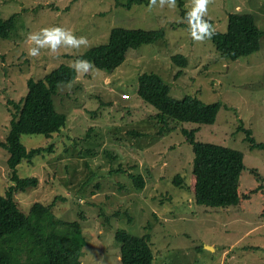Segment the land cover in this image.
I'll use <instances>...</instances> for the list:
<instances>
[{
    "label": "rangeland",
    "instance_id": "rangeland-1",
    "mask_svg": "<svg viewBox=\"0 0 264 264\" xmlns=\"http://www.w3.org/2000/svg\"><path fill=\"white\" fill-rule=\"evenodd\" d=\"M184 2L189 10L191 0ZM177 5L174 10H148L145 4L126 9L116 0H0V18L17 15L15 34L0 39V143L7 138L16 105L28 92V80H40L62 64L71 66L78 56L61 50L59 58L46 51L30 58L24 43L29 32L69 28L90 42L80 55L107 43L115 27L165 32L163 39L130 50L112 73L96 68L63 83L70 88H58L55 95L58 111L68 116L61 132L49 139L22 136L28 149L53 144V151L18 166L20 177L38 179L36 186L16 194L20 209L29 214L35 202L52 204L57 219L79 222L86 240L84 264H122L118 230L138 237L150 234L155 264H264V193L254 191L261 183L252 172L264 179V150L253 147L241 127L264 143V38L258 52L235 61L222 58L211 40H192L181 22L179 0ZM237 12H251L264 31V0H213L208 18L216 30L225 32L229 14ZM176 54L189 61L178 77L180 68L172 60ZM145 72L161 75L173 98L220 102L216 122L178 123L162 139L157 109L138 95L139 76ZM184 129H198L197 141L244 154L238 205L207 207L195 202L188 188L195 154ZM9 156L0 146L2 195L15 185ZM130 174L141 175L145 188L137 189ZM178 174L184 177L182 185L174 183Z\"/></svg>",
    "mask_w": 264,
    "mask_h": 264
},
{
    "label": "trees",
    "instance_id": "trees-1",
    "mask_svg": "<svg viewBox=\"0 0 264 264\" xmlns=\"http://www.w3.org/2000/svg\"><path fill=\"white\" fill-rule=\"evenodd\" d=\"M148 3L149 0H116L117 6L126 9ZM179 7L184 17L188 11L184 0H179ZM228 20L227 30H216V35L211 39L222 58L235 61L261 49L264 31L258 27L251 12L230 13ZM210 22L213 24L211 19ZM16 27V14L7 19L0 18V39H11L17 30ZM164 37L163 29L115 27L107 43L91 48L76 59L89 60L96 68L112 73L125 62L130 50ZM172 60L180 68L175 75L178 77L183 69L188 67V58L183 54H176ZM76 78L77 74L67 64L58 66L40 80L30 78L27 82L28 92L21 101L22 104L16 105L17 112L10 122L7 138L5 142L0 143L10 154L8 165L13 171L12 179L15 182L5 195L0 194V264H84L81 256L86 240L79 222L68 223L57 219L52 204L45 205L41 202H35L29 214H26L16 200L17 193L38 184L35 176L20 177L18 166L24 161L32 163L36 157L53 151V144L28 149L22 141V136L43 135L49 139L67 126L68 116L58 111L55 95L59 82L72 83ZM138 83L139 97L157 109L155 119L162 123V139L175 131L178 123L216 122L220 102L206 104L193 96H186L181 100L173 98L163 77L153 72L141 74ZM241 127L252 146L264 150V143L256 142L251 129ZM197 130H183L195 154L193 180L188 186L195 202L207 207L238 205L241 202V177L246 169L244 154L226 146L197 141ZM135 135L144 137V134L139 132ZM252 172L261 183L254 191L261 190L264 193L263 177L255 170ZM130 178L137 189L145 188V179L141 175L130 174ZM184 182L181 174L175 176L176 185H182ZM65 228L70 230V234L62 233ZM116 239L121 244L122 264H155L150 234L138 237L118 230Z\"/></svg>",
    "mask_w": 264,
    "mask_h": 264
},
{
    "label": "clouds",
    "instance_id": "clouds-1",
    "mask_svg": "<svg viewBox=\"0 0 264 264\" xmlns=\"http://www.w3.org/2000/svg\"><path fill=\"white\" fill-rule=\"evenodd\" d=\"M212 3L213 0H191V7L181 20L182 23L187 25L190 36L196 43L203 44L216 35V28L208 18L209 6ZM154 7L174 10L178 5L177 0H149L148 10ZM24 43L28 46L27 55L30 58H39L42 51H46L49 56L59 58L61 50H70L73 54L79 56L81 49L90 46L87 37L77 36L71 29L61 26L44 27L38 31L29 32ZM71 67L77 77L98 71L91 61L82 58L73 60ZM58 87L70 88V84L64 85L63 82H59Z\"/></svg>",
    "mask_w": 264,
    "mask_h": 264
}]
</instances>
